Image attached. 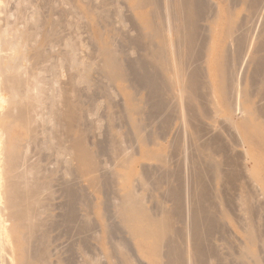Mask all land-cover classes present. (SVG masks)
Listing matches in <instances>:
<instances>
[{
  "label": "rangeland",
  "instance_id": "1",
  "mask_svg": "<svg viewBox=\"0 0 264 264\" xmlns=\"http://www.w3.org/2000/svg\"><path fill=\"white\" fill-rule=\"evenodd\" d=\"M154 1L138 7L136 0H0L1 45L7 41L15 46L2 45L1 61L12 66L8 74L16 73L25 88L36 85L28 92L42 95L43 101L42 108L39 103L27 107L30 99L21 93L24 88L11 95L0 72L2 163L8 167L13 161L0 192L5 208H0V218L7 229L0 264H33L38 251H45V260L38 264H179L171 258L175 252L184 264H264V0H250L248 5L238 0H189L190 14L202 2L206 11L197 27L192 25L196 10L192 13L193 38L178 37L181 32L172 29L177 22L170 21L166 39L167 58L176 70L172 73L157 66L149 41L145 44L148 23L162 25L172 11L170 0ZM231 10L238 16L235 25L240 24L234 37L248 38L242 47L224 36V17ZM190 38L194 41L189 47ZM106 44L121 64L111 70L120 75L114 79L105 71L100 48ZM221 69L227 75L223 79L217 76ZM80 72H86V79H80ZM234 84L230 96L237 111L225 98L226 87ZM242 89L250 101L241 97ZM72 105L80 108L77 115L73 110L74 118L69 116ZM20 114L33 116L32 125L31 118L22 120ZM73 123L72 133L68 127ZM78 133L97 166L88 175L80 173L68 150ZM32 188L43 199L41 207L37 205L40 212L34 211L39 217L35 235L26 242L23 227L19 233L11 228L28 212L22 204ZM127 191L135 192L152 220L167 222L163 240L132 234L131 223L122 220L120 199ZM14 203L19 205L16 213L9 207ZM248 229L253 230L254 243ZM155 243L162 244L159 256L151 252Z\"/></svg>",
  "mask_w": 264,
  "mask_h": 264
},
{
  "label": "bare ground",
  "instance_id": "2",
  "mask_svg": "<svg viewBox=\"0 0 264 264\" xmlns=\"http://www.w3.org/2000/svg\"><path fill=\"white\" fill-rule=\"evenodd\" d=\"M137 2V5H138V7H144V6H146V5H148V4H151V1L152 0H136ZM169 1V0H168ZM201 1V0H200ZM239 2L241 1L243 4H249V2H250V0L248 1V0H238ZM251 1H253L254 3L255 2H258L257 0H251ZM153 2H154V4L157 2H155L154 0H153ZM153 2H152V4H153ZM159 2V1H158ZM170 2H172V3H170L169 4V6H170V8L172 9V11H171V13L169 14V13H167V15L164 17V21L162 22V25H161V22H158L157 21V23L156 22H150V23H148V25H147V27L148 28H150V31H148V33L146 34V37H147V39H146V42H145V44L147 43V41H149L148 42V44L153 48H151L150 47V49L152 50V58L151 59H153L154 60V62H156L157 63V66H159V67H162V68H166L167 69V71L169 70L171 73L175 70L174 69V66H172V62H170V60H169V58H167V54H168V51H169V47H170V43L168 42V40L166 39V36H167V34H166V32H169L170 31V28L171 27H168V26H170L169 24H170V21L172 22V21H174L175 20V22H177V24L175 23V25H173L172 23V29H175V31H178V33H180V35H182V37L181 36H178V37H180V38H183V36H184V39H185V37H191L192 36V38H193V36H196V35H191L190 36V34H191V32H194L195 31V29H193L194 31H191V29H190V26H192V25H196V23H197V21L199 22V20H200V18H201V16H204L203 15V11H206V10H204V6H203V2L201 3V2H199V3H201L200 5H199V10L197 9V7L196 6H194V7H196V11H195V13L194 14H196V18L194 17V19H196L195 21V24L193 23L192 24V22H193V16L192 15H194V14H192L193 12H191V14H190V11H192V5L190 4V2H189V0H170ZM233 2V1H232ZM232 2H231V4H232ZM235 2V1H234ZM236 3H237V1H236ZM252 3V2H251ZM261 2H259V4H260ZM179 4H182L181 6L183 7V10L181 11L180 10V12H182V14H178L177 13V10H178V8H179ZM194 4V3H193ZM196 4V3H195ZM208 4V3H207ZM238 4H240V3H238ZM237 4V5H238ZM136 5V4H135ZM164 6V5H163ZM136 7V6H135ZM165 7L166 8H168L167 7V5H165ZM178 7V8H177ZM181 7V8H182ZM210 7V6H209ZM159 10H160V8H159ZM164 10V9H163ZM229 10V9H228ZM246 10V9H245ZM150 11V10H149ZM254 11H256V10H254ZM0 12H1V8H0ZM151 12V11H150ZM162 12V11H161ZM164 12V11H163ZM227 12V16L226 17H224V19H226L225 21H226V23H227V25H225L226 26V30L224 29L223 31L225 32L224 33V36H225V38L227 37V38H229L230 39V41H232L233 40V38H234V40H235V42L237 41V45L239 46V47H242L243 46V44H244V41H245V39H248L246 36L247 35H245V34H242L243 36H241L240 35V37H234L235 35H233L235 32H237L236 30H238V26L240 25H235V22H236V18H238V16H237V13H235V12H233V10H231V11H226ZM248 12V11H247ZM250 12V11H249ZM248 12V13H249ZM257 13V12H256ZM149 14H151V13H149ZM163 14V13H162ZM161 15V14H160ZM246 15V14H245ZM245 15H243V16H245ZM191 16V17H190ZM243 16H241V19L243 18ZM262 16V15H261ZM154 17H156L155 15H154ZM217 17V16H216ZM162 18V17H161ZM160 18V19H161ZM173 18V19H172ZM208 18V17H207ZM213 18V17H212ZM215 18V17H214ZM245 18V17H244ZM247 18H249V17H247ZM159 19V20H160ZM202 19V18H201ZM224 19H223V21H224ZM263 19V18H262ZM192 20V21H191ZM153 21V20H152ZM161 21V20H160ZM185 21V23H183V22ZM215 21V20H214ZM244 21V20H243ZM109 22V21H108ZM245 22V21H244ZM203 23V22H202ZM192 24V25H191ZM237 24V23H236ZM190 25V26H189ZM207 25V24H206ZM224 26V27H225ZM242 26H243V24H242ZM242 26H240V27H242ZM188 27H189V29H188ZM195 27V26H194ZM196 27H197V25H196ZM209 27V26H208ZM258 27V26H257ZM200 28V27H199ZM3 29V28H2ZM256 29V28H255ZM190 30V31H189ZM239 30H241V29H239ZM197 31V30H196ZM200 31V30H199ZM199 31H198V33H199ZM9 32V31H8ZM145 32V31H144ZM171 32V31H170ZM194 33H196V32H194ZM2 34H4L3 33V30H0V52L2 51V45H4V43H6L7 41H3L2 43V45H1V37H2ZM145 34V33H144ZM226 34V35H225ZM258 35V34H257ZM201 36V35H200ZM156 38H158V42L157 43H153V42H155V39ZM179 39V38H178ZM178 39H177V41L176 42H178ZM189 39V38H188ZM187 39V40H188ZM197 39V38H196ZM195 39V40H196ZM20 40V39H19ZM183 40V39H182ZM187 40H185V41H187ZM190 40L191 41H189L188 40V42L190 43L189 44V47H190V45H192L193 46V39H191L190 38ZM193 40V41H192ZM136 41V40H135ZM179 41H181V40H179ZM249 41V40H248ZM184 42V41H183ZM188 42H187V45H188ZM200 42V41H199ZM246 42V41H245ZM8 43V42H7ZM136 43H137V41H136ZM172 43V42H171ZM185 43V46H186V42H184ZM192 43V44H191ZM197 43V42H196ZM231 43V42H230ZM251 43V42H250ZM145 44H144V46H145ZM204 44V43H203ZM249 44V43H248ZM261 44V43H260ZM14 46V45H10L9 43L8 44H6V46ZM138 45V44H137ZM147 45V44H146ZM242 45V46H241ZM245 45V44H244ZM263 45V44H262ZM142 46V45H141ZM192 46H191V48H192ZM206 46V45H205ZM256 46V45H255ZM15 47V46H14ZM140 47V46H139ZM182 47V46H181ZM188 46H186V48H187ZM249 47V46H248ZM74 48V47H73ZM148 48V47H147ZM203 48V47H202ZM207 48V47H206ZM231 48V47H230ZM238 48V47H237ZM257 48V47H256ZM100 49H102V51H101V53L103 52V54L105 55V60H104V63H105V71L107 72V74H108V76H109V78H113V77H115V76H120L119 74H117V72L115 71V73H112L111 72V70L112 69H118V67H120V65L121 64H119L118 63V60H114V57H113V55L111 54V51H110V48H109V46L106 44L103 48H100ZM149 49V48H148ZM149 49V50H150ZM229 49V48H228ZM248 49V48H247ZM264 49V48H263ZM3 50H5V49H3ZM13 50V49H12ZM112 50V49H111ZM181 50V49H180ZM187 50V49H186ZM189 50V49H188ZM224 50H225V48H224ZM239 50V49H238ZM240 50H241V48H240ZM260 50V49H259ZM113 51V50H112ZM179 51V50H178ZM177 51V52H178ZM207 51H209V50H207ZM226 51V53H224L225 54V56H229V53L227 52V50H225ZM231 51V50H230ZM68 52V51H67ZM233 52V51H232ZM243 52V51H242ZM189 53V52H188ZM74 53H72V51H70V53H69V59H70V64L72 65V66H75L76 65V60H75V56L73 55ZM180 54V53H179ZM227 54V55H226ZM232 54V53H231ZM240 54H241V52H240ZM257 54V53H256ZM68 55V54H67ZM185 55V54H184ZM233 55V54H232ZM238 55V54H237ZM246 55V54H245ZM77 56V55H76ZM200 56V55H199ZM244 56V55H243ZM5 57V56H4ZM3 57V58H4ZM178 57V56H177ZM180 57V56H179ZM178 57V58H179ZM234 57H236V55L234 56ZM7 58H9V57H7L6 56V59ZM68 58V57H67ZM177 58V59H178ZM197 58V57H196ZM203 58V57H202ZM5 59V58H4ZM78 59V58H77ZM2 60V58H0V72L1 73H3L4 74V76H5V83H6V87L5 88H7V90L10 92V94L11 95H15L16 93H19L20 92V90H22L23 88H24V90L21 92L22 94H23V96L25 95L26 97H28L29 99H30V101L28 102V104H29V106H27V107H31V108H36L37 107V104L39 103L40 104V108H42V105H43V101H42V95L41 96H33V95H31V94H29V92L28 91H30V89H32V88H36V85L35 86H27L26 88H25V86H24V82H23V80L21 81L20 79H22V78H19L17 75H16V73L14 74V72L12 73V71H11V74H8V71L10 70V69H12L11 67V65L10 64H6V63H4V61H1ZM7 60H9V59H7ZM143 60V59H142ZM227 60H229V59H227ZM244 60V59H243ZM179 61V60H178ZM184 61V60H183ZM220 61V60H219ZM230 61V60H229ZM64 62V61H63ZM225 62V61H224ZM264 62V61H263ZM246 63V62H245ZM143 64V63H142ZM198 64L200 65V63L198 62ZM262 64V63H261ZM131 65V64H130ZM257 65H258V63H257ZM11 66V67H10ZM197 66V65H196ZM15 67V66H14ZM84 67V66H83ZM131 67V66H130ZM85 68V67H84ZM135 68V67H134ZM143 68V67H142ZM14 69V68H13ZM258 69V68H257ZM143 70V69H142ZM87 71V70H86ZM176 71V70H175ZM228 71V70H227ZM10 72V71H9ZM82 72V71H81ZM80 72V73H81ZM88 72V71H87ZM106 72H104V73H106ZM231 72V71H230ZM79 73V72H78ZM141 73V72H140ZM143 73V72H142ZM259 73V72H258ZM3 74H0V75H3ZM82 75H79L80 76V79H86V72L84 73H81ZM86 74V75H85ZM122 74V73H121ZM137 74H138V71H137ZM176 73L174 72V75H175ZM176 75H178V74H176ZM180 75V74H179ZM107 76V77H108ZM125 76V75H124ZM140 76H142V75H140ZM217 76H218V78L220 77L221 79H223V78H225V76H227L226 75V71H225V69L224 70H222L221 69V71L220 72H218L217 73ZM0 77H2V76H0ZM144 78H147V77H145V76H143ZM151 77V76H150ZM231 77V76H230ZM77 78H78V76H77ZM77 78H75V79H77ZM116 78H119V77H116ZM142 78V77H141ZM144 78H142V80L144 79ZM241 78V77H240ZM114 79V78H113ZM113 79H111V80H113ZM129 79V78H128ZM192 79H193V77H192ZM220 79V80H221ZM230 79V78H229ZM233 79V78H232ZM2 80V79H1ZM79 80V79H78ZM78 80H77V82H78ZM148 80V79H147ZM153 80V79H152ZM226 80V79H225ZM231 81V80H230ZM3 82V81H2ZM86 82V81H85ZM143 82V81H142ZM177 82V81H176ZM73 83V82H72ZM148 83V82H147ZM231 83V82H230ZM145 84V83H144ZM141 85H142V83H141ZM225 85V84H224ZM151 86V85H150ZM210 86V85H209ZM208 86V87H209ZM187 87V86H186ZM207 87V86H206ZM222 87H224V86H222ZM78 88V87H77ZM149 88H152V87H149ZM183 88V87H182ZM182 88H180V90L182 91L183 89ZM236 86H235V84H234V86H230L229 88L228 87H226V93L225 94H227L226 96H228V97H225V98H227L226 100H228L227 102L229 103V105H230V107L232 108V110L234 109V110H236L237 111V107H235L234 106V101L232 102V93H234L235 91H236ZM74 89H76V88H74ZM26 90V91H25ZM71 90V89H70ZM223 91H224V89H223ZM224 91V92H225ZM1 92V91H0ZM50 92V91H49ZM48 92V93H49ZM248 91H246V90H241V92H239L240 93V95H241V97H244L246 100H245V102H247V101H250L249 100V98H250V96H248V93H247ZM41 93V92H40ZM79 93V92H78ZM77 93V94H78ZM264 94V93H263ZM84 95V94H83ZM231 95V96H230ZM237 95V94H236ZM1 96V95H0ZM249 97V98H248ZM48 98V97H47ZM230 98H231V100H230ZM49 99V98H48ZM83 99V98H82ZM3 98H1L0 97V107H1V104L3 103ZM47 100V99H46ZM42 101V103H40ZM49 101V100H48ZM53 101V100H52ZM2 102V103H1ZM5 102V101H4ZM47 103V102H46ZM238 103V102H237ZM42 104V105H41ZM50 104V103H49ZM69 104V103H68ZM75 105H76V103H74ZM73 104V105H74ZM71 105V104H70ZM71 106L70 108V114H69V116H72L73 118H74V116H73V108H74V106ZM228 105V104H227ZM243 106V105H242ZM22 107H24V106H22ZM52 107V106H51ZM77 107V108H76ZM75 108L76 109H80V108H78V106H76ZM84 107V106H83ZM25 108V107H24ZM228 108H229V106H228ZM75 109V110H76ZM49 110H50V108H49ZM72 110V111H71ZM74 110V111H75ZM130 110V109H129ZM263 110V109H262ZM48 111V110H47ZM50 111H52V109L50 110ZM83 111V110H82ZM133 111V113H136V112H138V110L136 111V110H132ZM216 111V110H215ZM214 111V112H215ZM239 111V110H238ZM54 112V111H53ZM241 114H243V115H241V117H243V119H245V121H246V119H247V116H246V111L244 110V108H242V109H240V111H239ZM259 112V111H258ZM2 113V112H1ZM42 113V112H41ZM46 113V112H45ZM49 113H51V115H52V112H49ZM49 113H48V115H49ZM75 113H76V111H75ZM81 113V112H80ZM216 113V112H215ZM239 113V114H240ZM250 113V112H249ZM139 114V113H138ZM251 114H252V112H251ZM258 114V113H257ZM11 115V113H8L7 115H5L6 117H8V116H10ZM45 115V114H44ZM51 115H50V119H51ZM59 115V114H58ZM76 115H77V113H76ZM80 115V114H79ZM53 116H55V115H53ZM68 116V117H69ZM81 116V115H80ZM84 116H85V114H84ZM264 116V115H263ZM12 117V116H11ZM43 117V116H42ZM256 117H257V115H256ZM24 118H27V120H28V118H31V121L29 122V124L30 125H32V123H33V116H31V117H29V116H25V117H23V115L22 114H20V119H24ZM45 118V117H44ZM49 118L47 117V118H45V119H48V121H50L49 120ZM54 118V117H53ZM76 118V117H75ZM84 118V117H83ZM42 119V118H41ZM62 119V118H61ZM81 119V118H80ZM80 119H78V120H80ZM44 119H42V121H43ZM54 120H56V119H54ZM54 120H52V121H54ZM58 120V119H57ZM74 120V119H73ZM77 120V121H78ZM11 121V120H10ZM51 121V122H52ZM72 121V120H71ZM70 121V122H71ZM75 121V120H74ZM138 121H139V119H138ZM34 122H35V120H34ZM46 122H47V120H46ZM49 123V122H48ZM56 123V122H55ZM61 124H62V122H60ZM65 123V122H64ZM72 123V122H71ZM75 123H77V122H75ZM75 123H73V124H71L69 127H68V131L69 132H74V130L76 129V124ZM80 123V122H79ZM243 123V122H242ZM244 124V123H243ZM250 124V123H249ZM67 125V124H66ZM78 125V124H77ZM84 125V124H83ZM258 126V125H257ZM257 126L256 125H253V127L256 129L257 128ZM64 127V126H63ZM66 127V126H65ZM79 127H80V125H79ZM138 127V126H137ZM52 128H53V126H52ZM56 128V127H55ZM54 129V128H53ZM79 129H81V128H79ZM65 130V129H64ZM42 131H44V132H47V131H49V130H46V129H44V130H42ZM67 131V132H68ZM78 131V130H77ZM82 132H83V130H82ZM81 132V133H82ZM257 132V131H256ZM41 133V132H40ZM80 133V132H79ZM78 133V135H76V136H73L72 137V139H71V144H70V147L68 148V150L70 151V153L71 154H74V157H75V161L77 162L76 163V167L78 168V170H80L81 172L80 173H82V174H86V175H88L89 173H93V172H95L97 169V166L95 167V165H96V163H95V161L93 160V156H92V154H91V151H89L88 149H87V147H85L84 146V143H83V140H82V137L80 136V134ZM50 134V133H49ZM46 135V136H48V137H50V135ZM85 134V133H84ZM35 135V134H34ZM55 135V134H54ZM57 135V134H56ZM70 135V134H69ZM30 136H31V134H30ZM34 137V136H33ZM32 137V138H33ZM3 137H2V133L0 132V146L4 149V146H2L1 145V143H2V141H3V139H2ZM68 138H70V137H68ZM30 139V137H28V139L27 140H29ZM49 139V138H48ZM56 139V138H55ZM32 140V139H31ZM47 140V139H46ZM45 140V141H46ZM50 140V139H49ZM85 140V139H84ZM35 141V140H34ZM51 141V140H50ZM69 141V140H68ZM47 142V141H46ZM56 143V142H55ZM69 143V142H68ZM4 145V144H3ZM69 146V145H68ZM67 147V146H66ZM3 149H1L0 148V192H1V190H2V188H3V185H4V183H5V181H4V183H3V180H4V174H6L5 172H8V171H11V169L13 168V161H11V159H9V161H11V163H10V165H9V163H7L8 164V167H5V163H2V154H3ZM5 151V150H4ZM73 152V153H72ZM94 155V154H93ZM160 157V156H159ZM13 158V157H12ZM74 159V158H73ZM155 159H156V157H155ZM72 160V159H71ZM124 162V161H123ZM126 162V161H125ZM124 162V163H125ZM1 163H2V165H1ZM5 164V165H4ZM120 164H121V162H120ZM128 164V163H127ZM4 165V166H3ZM122 165V164H121ZM7 166V165H6ZM31 166H34V165H31ZM124 166V165H123ZM74 168V167H73ZM29 169H30V167H29ZM6 170V171H5ZM8 170V171H7ZM40 170V169H39ZM38 170V171H39ZM73 170V169H72ZM77 170V171H78ZM99 170V169H98ZM37 171V170H36ZM69 171V170H68ZM44 172V171H43ZM39 173V172H38ZM40 174V173H39ZM97 173H95V175H96ZM38 176V175H37ZM41 176V175H40ZM45 177V176H44ZM96 177V176H95ZM94 177V178H95ZM119 177V176H118ZM123 177V179H124V176H122ZM8 178V177H7ZM39 178V177H38ZM6 179V178H5ZM10 179V178H9ZM33 179H34V177H33ZM81 180V179H80ZM89 180V179H88ZM94 180V179H93ZM93 180H91V178H90V180L89 181H91V182H93ZM120 180V179H119ZM8 182V181H7ZM34 182V181H33ZM42 182V181H41ZM90 182V183H91ZM97 182V181H96ZM94 183V182H93ZM92 183V184H93ZM45 185H47L46 184V182L44 183ZM95 184V183H94ZM98 185V184H97ZM33 186H35V185H33ZM39 186V185H38ZM40 187V186H39ZM41 187H45L44 185L43 186H41ZM97 187V186H96ZM105 187V186H104ZM98 188V187H97ZM33 189V188H32ZM43 189V188H42ZM46 189V188H45ZM71 189V188H70ZM34 190V189H33ZM130 190V189H129ZM44 191V190H43ZM131 191V190H130ZM128 192L127 191V193L126 192H124V199H120V200H122V207H123V211H124V216H123V214H122V216L124 217V218H122V220L124 219L126 222H128L127 224L130 226V229H131V232H132V234L133 235H135V236H140V237H142V238H144V239H149V238H157V239H162V237L163 236H165V235H167V233H166V231L169 229V225H167L166 223L167 222H165V221H155L154 219L152 220V218L151 217H149L148 216V214L149 213H147L146 211H145V208L143 207V205H142V203H141V201L138 199V198H136L135 197V195H133V193H135V192ZM31 192V191H30ZM29 192V193H30ZM70 192V191H69ZM2 193H3V191H2ZM10 193V192H9ZM126 193V194H125ZM43 194V193H42ZM1 195V194H0ZM27 196V195H26ZM24 197V196H23ZM41 196L39 195V190H37V191H35L34 190V192L33 193H31L30 195H28L26 198H24L25 199V202H23L22 201V198H19V200L21 199V203L23 202L24 203V205L22 204V206H23V208L26 210H28V212L26 213V215H24V216H19V218L21 217H23V219L19 222V223H16V225L13 227V228H11L12 229V231H13V229H14V231H16V230H18V229H20L21 227H23L26 231H23V232H25L24 234H22L23 236H24V238L26 239H24L26 242H28V238H29V240L31 239V236L34 234V230H36L35 229V227H38V226H35V223H36V225H38V223L36 222L37 220H35V219H37V218H39V217H37L36 216V214H35V212L34 211H38L40 208H38V204L40 205V204H42V200L41 199H43V198H40ZM2 198H4L2 195H1V197H0V208H4L3 206H1L3 203H4V201L2 202ZM13 198V197H12ZM85 198V197H84ZM23 199V200H24ZM45 199V198H44ZM75 199V198H74ZM140 199H141V197H140ZM85 200V199H84ZM145 200V199H144ZM248 200H250V199H248ZM71 201V200H70ZM16 202V201H15ZM86 202V201H85ZM20 203V202H19ZM87 203H88V201H87ZM10 204V203H9ZM16 203H14V204H11V205H9V207H10V209H12L13 210V213L15 212L16 213V210H18V203H17V205L18 206H16L15 205ZM117 204V203H116ZM119 204V203H118ZM143 204H144V202H143ZM248 204V203H247ZM44 206V205H43ZM45 206H47V205H45ZM72 206V205H71ZM84 206V205H83ZM251 206V205H250ZM39 207H41V205L39 206ZM182 207V206H181ZM35 208H37L36 210H35ZM46 208V207H45ZM160 208V207H159ZM1 209V210H2ZM22 209V208H21ZM0 210V211H1ZM3 210H5V208L3 209ZM11 210V211H12ZM88 210V209H87ZM256 210V209H255ZM260 211V210H259ZM5 212V211H4ZM4 212H2V213H4ZM39 212H40V210H39ZM38 212V213H39ZM74 212V211H73ZM158 212V211H157ZM256 212V211H255ZM105 214V213H104ZM161 214V213H160ZM193 214H194V212H193ZM256 214V213H255ZM12 215V214H11ZM10 215V216H11ZM168 215V214H167ZM170 215V214H169ZM183 215V214H182ZM3 216V215H2ZM15 216V215H14ZM13 216V217H14ZM37 218H36V217ZM39 216V215H38ZM197 216V215H196ZM16 217V216H15ZM67 217V216H66ZM86 217V216H85ZM158 217V216H157ZM164 217V216H163ZM17 218H18V216H17ZM161 218V217H160ZM34 220V221H33ZM40 220V219H39ZM69 220V219H68ZM86 220V219H85ZM123 220V221H124ZM160 220V219H159ZM162 220V219H161ZM171 220V219H170ZM252 220V219H251ZM0 244H1V252H2V255H4L5 254V252H4V250H5V233L7 232V229H6V227H5V224L3 223L4 221L3 220H1V218H0ZM122 221V222H123ZM166 221H167V219H166ZM34 222V223H33ZM162 222H164L165 223V225L162 223ZM172 222V221H171ZM205 222V221H204ZM39 223H41L40 221H39ZM44 224V223H43ZM67 224V223H66ZM122 224V223H121ZM138 224H144L143 226L144 227H142V228H139L138 227ZM168 224H169V222H168ZM194 224V223H193ZM251 224V223H250ZM40 225V224H39ZM171 226H172V224H170ZM43 226V225H42ZM72 226H74V225H72ZM124 226V225H123ZM154 226H157V227H154ZM40 227V226H39ZM66 228H68V227H66ZM79 228V227H78ZM84 228V227H83ZM89 228V227H88ZM249 228H250V226H249ZM252 228V227H251ZM255 229V228H254ZM248 230H250V229H248ZM10 231V230H9ZM127 231V230H126ZM200 231V230H199ZM251 231H253V230H250V232H249V240L252 242V243H254V236H253V234H252V232ZM11 232V231H10ZM9 233V232H8ZM17 233H19V230L17 231ZM21 233V232H20ZM68 233V232H67ZM77 233V232H76ZM166 233V234H165ZM10 234V233H9ZM85 234V233H84ZM88 234V233H87ZM22 235H21V237H22ZM35 235V234H34ZM42 235H43V233H42ZM173 235V234H172ZM38 237V236H37ZM34 238V237H33ZM40 238H41V235H40ZM44 238H45V235H44ZM47 238V237H46ZM165 238V237H164ZM186 238V237H185ZM259 238V237H258ZM43 239V238H42ZM166 239V238H165ZM169 239V238H168ZM171 239V238H170ZM172 239H173V237H172ZM37 240V239H36ZM41 240V239H40ZM163 240V239H162ZM174 241V240H173ZM30 242V241H29ZM37 242H39V241H37ZM44 242V241H43ZM158 242V241H157ZM164 242V241H163ZM42 243V242H41ZM250 243V242H249ZM251 243V244H252ZM27 244V243H26ZM29 244V243H28ZM28 244H27V246H26V248L28 247ZM35 244V243H34ZM37 244V243H36ZM43 245V244H42ZM41 245V246H42ZM82 245V244H81ZM86 245V244H85ZM114 245V244H113ZM162 245V244H161ZM161 245L158 243H155V246L152 248V254H154V256H159L160 255V250H162V249H160L161 248ZM175 246H177V245H175ZM24 249L23 250H25V247L24 246H22ZM111 247V246H110ZM174 247V246H173ZM38 248V247H37ZM42 248H44L45 249V247H42ZM36 249V248H35ZM47 249V248H46ZM115 249V248H114ZM170 249V248H169ZM176 249V248H175ZM183 249V248H182ZM177 250V249H176ZM247 250V249H246ZM29 251V250H28ZM172 251V250H171ZM39 252V256H38V258L41 260L42 258H44V254H45V251H38ZM73 252V251H72ZM163 252V251H162ZM162 252H161V254H162ZM244 252V251H243ZM251 252V251H250ZM30 253V252H29ZM88 253V252H87ZM240 253V252H239ZM245 254H246V252H244ZM26 254H27V252H26ZM26 254H24V255H26ZM180 254V253H179ZM179 254L178 253H176L175 252V255L176 256H171V258L173 259L174 257H176V261L175 262H177L178 260V263L179 264H184L183 263V261L181 262V260H180V258H177V255H178V257H179ZM182 254H183V252H182ZM235 254V253H234ZM241 254V253H240ZM244 254V255H245ZM23 255V256H24ZM28 255V254H27ZM26 255V256H27ZM163 255V254H162ZM161 255V256H162ZM171 255V254H170ZM29 256V255H28ZM35 256H36V254H35ZM37 256L36 257H34V254L32 255V257H34V258H37ZM89 256V255H88ZM110 256V255H109ZM112 256V255H111ZM166 256V255H165ZM164 256V257H165ZM242 256V255H241ZM240 256V257H241ZM247 256V255H246ZM251 256V255H250ZM31 257V255H30V258H32ZM45 257H46V255H45ZM182 257V256H181ZM243 257V256H242ZM48 258V257H47ZM90 258V257H89ZM244 258V257H243ZM242 258V259H243ZM29 259V258H28ZM37 260V262H35V263H33V264H38L39 262H40V260ZM84 259V258H83ZM166 259H167V257H166ZM186 259V258H185ZM222 259V258H221ZM26 260V259H25ZM33 260V259H32ZM44 260H45V258H44ZM86 260V259H85ZM84 260V261H85ZM225 260H227V259H225ZM36 261V260H35ZM39 261V262H38ZM117 261V260H116ZM24 262V261H23ZM28 262V261H27ZM34 262V261H33ZM42 262H44V261H42ZM47 262V261H46ZM122 262V261H121ZM206 262V261H205ZM219 262V261H218ZM45 263V262H44ZM80 263V262H79ZM82 263H83V261H82ZM169 263V262H168ZM203 263V262H202ZM210 263V262H209ZM256 263V262H255ZM22 264V263H21ZM25 264H26V262H25ZM28 264V263H27ZM29 264H32V263H29ZM47 264V263H46ZM173 264V263H172ZM220 264V263H219Z\"/></svg>",
  "mask_w": 264,
  "mask_h": 264
}]
</instances>
